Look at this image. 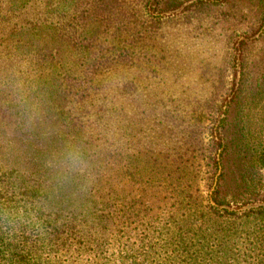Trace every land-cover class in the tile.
I'll return each instance as SVG.
<instances>
[{
  "label": "trees",
  "instance_id": "trees-1",
  "mask_svg": "<svg viewBox=\"0 0 264 264\" xmlns=\"http://www.w3.org/2000/svg\"><path fill=\"white\" fill-rule=\"evenodd\" d=\"M32 1L0 7V20L5 10L21 17L0 37V55L27 71H14L11 83L26 78L24 91L0 99V264H242L245 256L264 264V209L239 216L204 206L198 184L175 177L190 167L188 159L160 147L167 134L156 123L170 118L166 106L162 113L141 110L150 100H137L136 85L105 84L111 70L136 61L156 72L152 49L139 47L142 7L167 13L182 3ZM226 2L247 16V0ZM250 2L260 22L264 0ZM240 124L230 148L248 160L236 183L241 193L229 199L220 185L212 199L219 207L246 205L263 187L264 141ZM245 225L262 228L249 236L257 248L235 253L227 235L237 231V238ZM210 241L219 250L210 252Z\"/></svg>",
  "mask_w": 264,
  "mask_h": 264
},
{
  "label": "rangeland",
  "instance_id": "rangeland-1",
  "mask_svg": "<svg viewBox=\"0 0 264 264\" xmlns=\"http://www.w3.org/2000/svg\"><path fill=\"white\" fill-rule=\"evenodd\" d=\"M18 1L0 0V7ZM45 1L34 0L32 3L42 6L48 2ZM141 1L134 0L132 4L141 8L144 6ZM161 1L166 5L169 0ZM179 1L182 5L167 13L155 12L153 8L146 13L142 7L140 22L147 23L142 25L141 30L145 32L140 34L143 37L139 36V47L152 49L156 72L151 73L147 65L136 61L118 71L111 70L112 75L106 76L105 84L136 85L141 92L137 100H150V106L145 103L141 110L162 113L166 106L170 118L156 123V130L165 129L164 134H167L161 139L160 147L179 151L188 159L190 167L183 175L176 174L175 177L184 176L186 181L196 182L204 206L210 203L223 214L227 211L239 216L264 209V182L259 196L246 205L232 203L219 207L212 202L220 185L221 195L228 198L241 193L236 183L248 160L231 154L232 142L239 136L234 128L237 121H241L238 128L245 127L257 141H264V100L261 101L264 96L258 95L264 86V18L259 22L255 17L258 7H253L250 0L244 3L248 6L245 18H241L226 0ZM200 2L210 6L197 7ZM149 3V7L155 6L156 0H149ZM20 19L5 10L4 18L0 20L5 23L4 27L1 26L0 37L7 38L6 34L14 28L12 25ZM151 26L154 28L147 31L146 28ZM242 42L247 44L243 50ZM0 58V74L9 78L0 79V99L4 100L7 99L5 91L14 93L25 89L26 78L19 80L21 84L11 86L14 71L22 74L27 71L25 64H19L14 58L1 55ZM246 171L253 180L255 170L249 166ZM260 174L264 176V171ZM233 222V227L237 228L240 220L233 219ZM252 227L245 225L244 232L237 238V231L227 235L226 241L233 246L235 253L243 254L245 249L254 246L249 236H254L262 228L253 227L247 232ZM208 245L210 252L219 250L215 249L219 247L216 242L210 241ZM248 262L254 263L246 256L241 258L242 264Z\"/></svg>",
  "mask_w": 264,
  "mask_h": 264
}]
</instances>
